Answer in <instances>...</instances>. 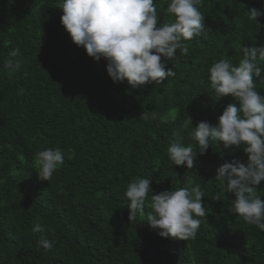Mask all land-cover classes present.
<instances>
[{"label": "trees", "instance_id": "16d2710c", "mask_svg": "<svg viewBox=\"0 0 264 264\" xmlns=\"http://www.w3.org/2000/svg\"><path fill=\"white\" fill-rule=\"evenodd\" d=\"M169 3L155 0L160 23L175 20ZM61 4L0 0V264H264V231L234 213V194L215 179L220 165L247 154L211 141L200 155L193 136L199 122L217 124L229 104L239 107L210 88L209 70L222 59L238 66L244 46H264V16L247 11L264 0H201L205 29L175 54L176 75L137 89L113 82L107 61L73 42ZM9 60L19 68L5 67ZM254 84L264 96V81ZM177 140L198 153L192 169L170 160ZM57 147L63 163L51 181L39 179L37 153ZM135 178L151 188L130 220L125 191ZM187 181L205 194L202 226L187 241L163 238L147 223L151 197ZM256 195L264 200V182Z\"/></svg>", "mask_w": 264, "mask_h": 264}, {"label": "clouds", "instance_id": "9594fccd", "mask_svg": "<svg viewBox=\"0 0 264 264\" xmlns=\"http://www.w3.org/2000/svg\"><path fill=\"white\" fill-rule=\"evenodd\" d=\"M200 5L201 0H170L167 12L175 20L160 23L155 0H62L61 24L89 57L107 61L106 70L113 82L127 81L132 89H137L163 84L165 79L176 75L175 54L186 55L189 49L185 42L200 36L205 29V15L199 10ZM247 11L254 21L264 16V9ZM19 52L18 48L14 49L10 56L15 57ZM239 52L243 58L238 66L222 59L209 70L210 88L220 98L234 97L239 107L229 104L217 124L199 122L193 136L200 155L206 153L211 141L223 142L225 148H243L247 162L234 159L223 163L215 179L221 181L227 193L234 194V213L264 231V200L256 195L258 186L264 182V96L254 84V77L264 81V69L259 66V61H264V46H244ZM169 61L174 65L171 68L167 67ZM5 67L19 68V64L13 65L9 60ZM167 152L174 165L188 169L194 167L198 154L192 145L184 146L179 140L172 142ZM35 159L39 164V179L51 181L58 165L64 161V153L58 147L46 148ZM150 188L148 178H135L127 185L125 195L130 201V220L137 213L143 214ZM204 196L200 184L192 186L191 181L176 190L153 195L147 217L149 227L163 238L187 241L195 237L202 226L199 218L206 213ZM215 200H221L220 195ZM43 230L39 224L34 229ZM54 243L47 239L39 241L45 250L51 249Z\"/></svg>", "mask_w": 264, "mask_h": 264}]
</instances>
